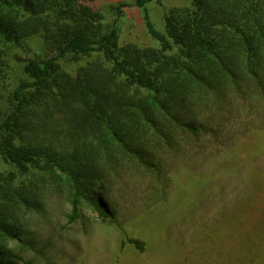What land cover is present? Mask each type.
Listing matches in <instances>:
<instances>
[{
	"label": "trees",
	"instance_id": "1",
	"mask_svg": "<svg viewBox=\"0 0 264 264\" xmlns=\"http://www.w3.org/2000/svg\"><path fill=\"white\" fill-rule=\"evenodd\" d=\"M159 2L108 4L105 12L96 0H0V159L7 167L0 172V264H18L34 249L29 214L43 211L53 184L69 194L66 225L81 218L82 200L118 228L121 256L150 252L155 227L184 246L179 242L187 235L177 233L171 209L166 216L163 209L183 203L182 221L192 224L196 217L188 213L205 203L194 197L208 188L207 203L227 199L236 178L244 182V198L225 206L219 200L216 208L238 215L227 222L233 224L227 235L232 254L242 252L222 262L264 264V211L249 220L239 216L253 205L245 203L255 176L264 184V0H188L164 14L161 28L145 11L155 46L121 45L116 20L108 17ZM32 38L45 56H15L22 75L2 86L5 51ZM82 60L75 74L63 69L62 61ZM120 161L137 180L121 192L117 209L102 179L109 162ZM234 161L240 163L231 166ZM212 165L220 174L203 186L197 173ZM90 179L101 200L89 196ZM218 222L216 228L224 227ZM234 230L247 231L244 242L234 241Z\"/></svg>",
	"mask_w": 264,
	"mask_h": 264
},
{
	"label": "rangeland",
	"instance_id": "2",
	"mask_svg": "<svg viewBox=\"0 0 264 264\" xmlns=\"http://www.w3.org/2000/svg\"><path fill=\"white\" fill-rule=\"evenodd\" d=\"M134 1L96 0V4L98 8H102L106 12L108 11V4L117 5L123 2L129 4ZM187 4L188 0H160L159 3H147L144 7L124 8L121 17L115 19V16L110 15L108 21L113 22L116 20V25L120 30L119 43L121 45L135 43L140 46H155L144 24V12L146 11L156 28H161L163 16L170 8L184 7ZM5 52L9 67L6 69V75L1 82L2 86L7 85L8 80L15 81V79H19L22 75L21 69L23 64L17 62L15 56L21 59H30L34 55L38 57L45 56L44 47L37 38L28 40L23 48L10 47ZM85 62L86 60H82L74 64L69 61H62V66L67 72L75 74L77 67L83 65ZM216 161L219 160L217 159ZM239 163L240 161L238 163L234 161L231 166ZM217 168L216 165H212L210 166V169H213L211 172L201 171L197 173V177L202 180L203 186L211 187L210 183L212 182L209 180L216 179L217 175L220 174L218 170H221V168L219 166ZM6 169V165L0 159V172ZM134 174V170L130 165H125L121 161L119 163L109 162L107 173L103 175L102 180L107 185L109 194L116 197L117 209L122 204L120 199L121 192L124 191V188L133 187L134 182H136L135 180H137ZM257 177L258 175L254 178L256 183L250 184V188L248 189L251 200L245 203V205H253L248 209V213L242 212L239 215L246 220L253 219L256 214L262 215L263 212L261 211H264V184H260ZM243 185L242 179L236 178L228 187V198L214 200L212 204L207 203L210 198V190L200 185L201 188H204L202 189L204 193L202 192L198 197H194V200L196 204L205 203L203 210L188 213L196 217V222L193 220L192 224L190 220L182 221V219H185L183 217V203L178 204L179 207L171 204L170 207L166 206L163 209L165 216L168 214L169 209H171L170 225L173 224L174 228H176L177 224L180 225L177 233L181 232L184 235L185 232V235H187L186 240L179 242L186 241L184 246L177 245L173 239L171 240L167 237V233L159 235L157 233L158 229L155 227L152 229L153 233H149L148 235L149 243L152 245L150 252L141 255L129 250L120 256L118 250L122 236L118 228L107 221L103 222L98 212L84 205L82 200H80V204L78 205L81 218L73 224L66 225L67 215L72 208L69 194L66 187L62 184H53L43 199V211L29 214L30 217L27 223L30 232L34 235L35 247L33 250L24 253L22 261L18 262V264H177L176 262L178 264L180 262L182 264H203L205 262L209 264H223V258L229 259L233 255L242 252V250L232 254L235 251L231 249L232 247L228 242L229 237L227 235L230 232V227L233 225L232 222L230 224L227 222L236 219L234 217L238 215H227L225 208H216L221 206L217 202L221 200L225 206V203L228 205L235 196L237 198H244ZM88 193L91 199L97 198L101 200L98 188L91 179L88 180ZM177 201H180V199L177 198ZM131 206L132 211L137 212L135 207H138V203L135 202ZM180 207L182 210H180ZM227 209L229 210V206ZM158 211L161 212V208ZM154 212L157 211H152L153 216L154 214L156 215ZM119 218L120 216L117 217L118 220H120ZM216 219H219V222H221H218L219 226L224 224V227L216 228ZM144 230L145 226L143 225L140 227L139 232H144ZM215 230H219L220 233L224 234L217 235ZM234 231L237 233L234 241L238 239L239 242H244L243 236L246 235L247 231L244 230L242 233L239 230ZM172 236L175 237L173 230ZM15 245L16 243L14 242L11 244V247H15ZM215 247L222 248L224 253L219 255L218 252L216 253ZM190 250L191 252H189ZM169 252L173 254L169 255ZM262 260L264 262V254L262 255ZM245 264L248 263L245 262Z\"/></svg>",
	"mask_w": 264,
	"mask_h": 264
}]
</instances>
